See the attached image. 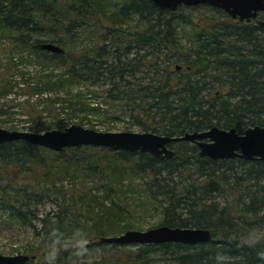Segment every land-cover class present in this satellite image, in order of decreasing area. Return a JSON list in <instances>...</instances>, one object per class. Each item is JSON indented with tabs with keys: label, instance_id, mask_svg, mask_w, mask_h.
<instances>
[{
	"label": "trees",
	"instance_id": "obj_1",
	"mask_svg": "<svg viewBox=\"0 0 264 264\" xmlns=\"http://www.w3.org/2000/svg\"><path fill=\"white\" fill-rule=\"evenodd\" d=\"M47 42L63 51L43 48ZM18 107L35 132L93 115L171 136L263 125L264 25L210 4L170 10L152 0H0V121L11 129ZM170 147L174 155L160 158L0 142V233L31 230L28 264H47L56 249L55 264H264L242 243L250 230L264 232V160L213 159L190 140ZM137 207L161 213L153 226L208 228L212 238L102 240L137 229ZM76 229L89 241L84 250L71 242ZM95 249L99 258H77Z\"/></svg>",
	"mask_w": 264,
	"mask_h": 264
},
{
	"label": "water",
	"instance_id": "obj_2",
	"mask_svg": "<svg viewBox=\"0 0 264 264\" xmlns=\"http://www.w3.org/2000/svg\"><path fill=\"white\" fill-rule=\"evenodd\" d=\"M162 8L176 10L180 5L210 4L224 9L232 17L240 20L259 19L264 11V0H152ZM53 51H63L57 44L47 42L41 45ZM24 138L34 144L46 146L54 150L65 147L96 145L111 150H129L149 152L160 158H170L175 151L170 143L176 140L194 141L200 152L213 159L240 157L248 160H264V124L248 126L242 131L235 127L222 128L214 125L206 130L185 132L183 135L171 136L153 131H102L73 123L65 128H53L42 132L9 129L0 127V142ZM212 233L208 228L172 227L166 224L146 229L130 228L119 235L104 236L103 241L117 243H160L163 241H179L195 243L209 241ZM34 255L19 253L7 255L0 253V264H28Z\"/></svg>",
	"mask_w": 264,
	"mask_h": 264
},
{
	"label": "rangeland",
	"instance_id": "obj_3",
	"mask_svg": "<svg viewBox=\"0 0 264 264\" xmlns=\"http://www.w3.org/2000/svg\"><path fill=\"white\" fill-rule=\"evenodd\" d=\"M183 38H184L183 40H188L187 35L184 36ZM17 101H19V99L15 100V102ZM21 107L23 110L25 109L23 108V105ZM21 107L14 109V113H12V116L10 118L12 119L13 123L16 124L17 126L16 129L29 130L27 129V125L33 123L31 121L27 122V120H29L27 119L28 115L22 112ZM73 123H80V122L75 120L74 122H72V124ZM80 124L86 127H90L102 131L127 130L125 127V123L123 122V119L112 120V119H106L103 116H99V115H93L91 120L86 119L84 120L83 123L81 122ZM91 125H95V126L93 127ZM10 126H12L10 122L0 121V127L11 129ZM131 130L139 131L140 129L137 126H134L131 128ZM38 132H42V131H38ZM49 206H53V205L50 203L48 204V207ZM160 215L161 213L158 212L157 210L150 211L148 209V211H143V209H139L137 207L136 212L131 219L132 220L131 222L137 226V229H146L152 227L153 225H156L160 220L161 217ZM30 240H32V232L29 228L20 227L17 225L14 227H9L8 229H4V231L0 233V253L7 255L24 253L23 246ZM132 246L135 247V245ZM107 249H112L110 252L115 251L110 246H108ZM102 254H103L102 251H100L99 249H95V250L85 251V253L83 254L81 252L77 256V258L80 259V261L84 259H88V261H91L95 257L99 258Z\"/></svg>",
	"mask_w": 264,
	"mask_h": 264
},
{
	"label": "clouds",
	"instance_id": "obj_4",
	"mask_svg": "<svg viewBox=\"0 0 264 264\" xmlns=\"http://www.w3.org/2000/svg\"><path fill=\"white\" fill-rule=\"evenodd\" d=\"M53 236L57 241L61 239L59 235L53 234ZM71 242L81 250L86 249L89 243L87 236L79 229H76L73 232ZM242 243L247 247L256 250L258 255L264 257V232L250 230L243 236ZM57 252L58 249L49 252L47 256V264H55Z\"/></svg>",
	"mask_w": 264,
	"mask_h": 264
}]
</instances>
